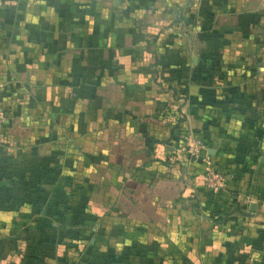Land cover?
<instances>
[{
  "label": "crops",
  "instance_id": "obj_1",
  "mask_svg": "<svg viewBox=\"0 0 264 264\" xmlns=\"http://www.w3.org/2000/svg\"><path fill=\"white\" fill-rule=\"evenodd\" d=\"M0 104L2 264H264V0H2Z\"/></svg>",
  "mask_w": 264,
  "mask_h": 264
},
{
  "label": "built area",
  "instance_id": "obj_2",
  "mask_svg": "<svg viewBox=\"0 0 264 264\" xmlns=\"http://www.w3.org/2000/svg\"><path fill=\"white\" fill-rule=\"evenodd\" d=\"M1 1L2 0H0V4ZM4 120V109L0 104V123H3ZM182 150L187 153L189 157L198 159L202 164V179L204 186L208 190H215L222 185L224 181V174L215 169L208 154L206 153L205 145L200 138L191 136L182 146ZM0 264H2L1 261Z\"/></svg>",
  "mask_w": 264,
  "mask_h": 264
},
{
  "label": "rangeland",
  "instance_id": "obj_3",
  "mask_svg": "<svg viewBox=\"0 0 264 264\" xmlns=\"http://www.w3.org/2000/svg\"><path fill=\"white\" fill-rule=\"evenodd\" d=\"M228 152V151H227ZM233 154L234 153H236V151H233L232 152ZM242 153V152H241ZM243 153L244 154H249V156H250V154H251V151H243ZM225 158V163H230L231 162V158H228V157H224ZM223 158V159H224ZM230 161V162H229ZM233 162H235V160H233ZM218 168H220L221 170L223 169V163L221 164L220 163V165H219V167ZM224 168H225V166H224ZM80 208H82L81 210H80ZM88 211H89V209H88V207L86 206V204H82V203H80V204H78V212H77V214H76V217L78 218V219H81V220H83V221H85V223L87 222V221H89V219H90V214L88 213ZM67 232V234L68 235H70L71 236V234H72V231H66ZM69 237V236H68ZM88 237H89V233H88ZM69 239H71V238H69ZM64 248H66L69 252H72L73 251V254H74V250H75V246L73 245V243L71 242L70 243V245L69 246H64ZM72 257V258H71ZM75 258L73 257V256H69V260H71L72 261V264H75V260H74Z\"/></svg>",
  "mask_w": 264,
  "mask_h": 264
},
{
  "label": "trees",
  "instance_id": "obj_4",
  "mask_svg": "<svg viewBox=\"0 0 264 264\" xmlns=\"http://www.w3.org/2000/svg\"><path fill=\"white\" fill-rule=\"evenodd\" d=\"M215 165H217V164H215ZM217 167H219V166L217 165ZM217 167L215 169L218 170V171H220V168H217ZM220 172H222V171H220Z\"/></svg>",
  "mask_w": 264,
  "mask_h": 264
}]
</instances>
